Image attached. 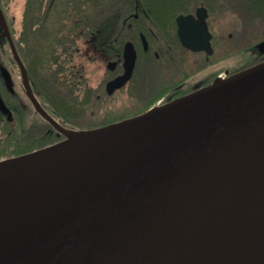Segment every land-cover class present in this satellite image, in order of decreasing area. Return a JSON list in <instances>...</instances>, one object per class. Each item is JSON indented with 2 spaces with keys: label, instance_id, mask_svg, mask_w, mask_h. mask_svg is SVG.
I'll return each mask as SVG.
<instances>
[{
  "label": "water",
  "instance_id": "1",
  "mask_svg": "<svg viewBox=\"0 0 264 264\" xmlns=\"http://www.w3.org/2000/svg\"><path fill=\"white\" fill-rule=\"evenodd\" d=\"M177 21L187 47L209 50L204 20ZM136 59L127 43L109 94ZM84 131L91 138L48 170L11 179L0 197V264H264V62Z\"/></svg>",
  "mask_w": 264,
  "mask_h": 264
},
{
  "label": "flooded vegetation",
  "instance_id": "2",
  "mask_svg": "<svg viewBox=\"0 0 264 264\" xmlns=\"http://www.w3.org/2000/svg\"><path fill=\"white\" fill-rule=\"evenodd\" d=\"M115 1L120 6L128 5L123 18L100 21L109 27L107 30L112 34L81 39L88 54L93 53L88 58H92L95 66L99 63L97 67L102 76L97 86L104 84L107 91V83L125 73L124 50L127 43H132L136 51V64L139 58L146 60L139 71L145 75L148 84L145 89H140L141 75L131 82L135 64L130 79L111 93L113 95L122 93L124 88H131L137 91L132 97L136 104H152L153 107L210 86L220 76L227 78L264 62V0H177L163 4L159 19L151 17L148 0ZM10 8L11 5L5 14L0 6V43H3V49H0L1 116L3 118V113L12 103L24 110L32 106L36 113L51 123L48 132L54 133L57 127L36 98L31 85L29 90L25 87L20 66L16 67L12 60L14 53L1 20L4 18L13 42L9 23L13 20V27L20 31L21 20L16 22ZM179 16L206 22L210 35L208 51L193 50L183 43L177 21ZM192 23L190 20L186 23L188 32L193 31L190 29ZM79 50L80 46L77 53ZM76 66L78 70L82 69V76L88 77L82 65Z\"/></svg>",
  "mask_w": 264,
  "mask_h": 264
},
{
  "label": "trees",
  "instance_id": "3",
  "mask_svg": "<svg viewBox=\"0 0 264 264\" xmlns=\"http://www.w3.org/2000/svg\"><path fill=\"white\" fill-rule=\"evenodd\" d=\"M151 17L159 19L165 3L177 0H148ZM13 0H0L5 14ZM127 5L115 0H26L21 18L20 31L9 23L14 45L27 74L29 84L46 113L67 129L90 130L109 125L136 115L152 107L133 101L136 90L124 88L109 94L104 84L93 86L90 79L82 76L74 57L79 41L112 34L101 20L123 18ZM13 21V22H12ZM19 32V33H18ZM3 49V43H0ZM12 60L19 67L14 56ZM146 60L139 58L133 79L139 77L140 89L148 82L139 70ZM131 82L129 84H131ZM128 87V86H127ZM139 89V91H140ZM123 95L131 98L129 104H118ZM51 123L30 106L24 110L12 103L0 113V161L24 155L53 145L65 139L56 128L48 132Z\"/></svg>",
  "mask_w": 264,
  "mask_h": 264
},
{
  "label": "bare ground",
  "instance_id": "4",
  "mask_svg": "<svg viewBox=\"0 0 264 264\" xmlns=\"http://www.w3.org/2000/svg\"><path fill=\"white\" fill-rule=\"evenodd\" d=\"M223 78L224 76L219 77V79ZM155 106H158V104ZM63 131L66 133L67 137L63 142H60L57 145L34 151L16 158L0 161L1 198L3 196H7V193L12 189L10 184L11 179L31 177L35 172L48 170L51 166L53 156L63 155L77 148L92 136V132H86L84 130L78 134H71L67 130ZM59 148L61 150L59 152H55L59 150ZM261 252L264 255L263 246Z\"/></svg>",
  "mask_w": 264,
  "mask_h": 264
},
{
  "label": "rangeland",
  "instance_id": "5",
  "mask_svg": "<svg viewBox=\"0 0 264 264\" xmlns=\"http://www.w3.org/2000/svg\"><path fill=\"white\" fill-rule=\"evenodd\" d=\"M25 1L26 0H13V2L11 4L10 11H11L12 15L15 17V20L17 23H19L21 18H22L24 6H25ZM79 46H80V50L74 57V64L79 65V66L82 65L85 68L86 74L88 75V77L90 79V83L93 86H97L99 84V82L101 81V76H102L101 71L97 67V66H99V63H97V66H95L92 58H88L89 56L90 57L93 56V53L89 52L90 54H88V52H87L88 49L86 48L85 42L83 40L79 41ZM20 78H21V76L19 75V79ZM130 102H131V98L129 99L125 95H123V98H121L117 101L118 104H125V103L129 104ZM141 108H142V105H141ZM58 127H59L58 130L61 133H62V130L67 129V128L62 127L59 124H58Z\"/></svg>",
  "mask_w": 264,
  "mask_h": 264
}]
</instances>
